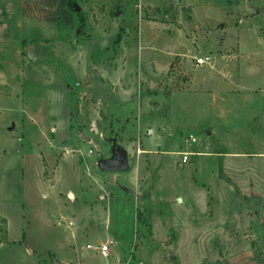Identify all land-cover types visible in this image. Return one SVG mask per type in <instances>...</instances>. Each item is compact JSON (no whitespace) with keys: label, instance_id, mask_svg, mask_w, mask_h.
Here are the masks:
<instances>
[{"label":"rangeland","instance_id":"1","mask_svg":"<svg viewBox=\"0 0 264 264\" xmlns=\"http://www.w3.org/2000/svg\"><path fill=\"white\" fill-rule=\"evenodd\" d=\"M23 1L0 0V264L264 263V0H74L68 18L63 0H25L30 19ZM40 6L60 20L32 19ZM216 62L236 83L216 82ZM24 100L46 125H20ZM24 132L39 174L16 152ZM112 147L126 171L97 167ZM87 151L91 168L56 178ZM39 175L74 190L68 219ZM66 243L76 257L60 262Z\"/></svg>","mask_w":264,"mask_h":264},{"label":"crops","instance_id":"2","mask_svg":"<svg viewBox=\"0 0 264 264\" xmlns=\"http://www.w3.org/2000/svg\"><path fill=\"white\" fill-rule=\"evenodd\" d=\"M32 1H37V0H32ZM31 1V3H28V2H26L25 0L22 2V7H21V10H22V16L24 15L27 19H30L29 18V16H28V13H26L27 11L28 12H33V10L30 8V6H34V5H36L35 3H33ZM38 1H42V0H38ZM60 4V7H62L63 8V12H64V14L67 16V18H68V16H69V13H68V10H67V8H66V5L64 4V3H59ZM41 7V6H40ZM43 7V6H42ZM41 7V9H34L35 11V14H33L32 16H31V18L32 19H34V20H37V21H43V22H45V21H51V22H54V23H56L57 22V18H58V14H56L55 15V13H56V11L58 12V10H54V8H50V9H48L47 10V12L46 11H43L44 9ZM46 12V13H45ZM25 14H27V16L25 15ZM25 18V19H26ZM65 25L67 26V23L65 22ZM58 33H59V31H57V34H55V35H58ZM208 66L209 67H211V70H213V71H215L214 72V75H216V78H217V80H216V82H218L220 85L221 84H224L225 82H226V85H233L234 84V80L230 77V75L228 74V79H227V75H226V71H227V73L228 72H230V69H229V71L228 70H225L224 68H222V67H220L221 65H219L217 62L216 63H213V65L211 66L210 64H208ZM213 67H215V69H212ZM210 70V69H209ZM210 70V71H211ZM236 83V82H235ZM224 86V85H223ZM25 100L23 101V103H22V105H21V110H22V116L20 117V120H21V122H20V125H46V124H44V123H40V122H35L34 120H33V118L34 117H32L29 113L27 114L26 113V111H27V106H25ZM261 109H262V107H261ZM261 111V110H260ZM31 117H32V119H31ZM252 117H250L249 119H248V122L250 121V119H251ZM218 125H222V124H218ZM27 127V126H26ZM25 130L27 129V128H24ZM23 130V129H22ZM27 131V130H26ZM24 135H25V137L24 138H26L27 140H28V142H27V145H26V143H24L21 147H20V149L19 148H17L16 149V152L17 153H19L20 152V154H22L20 157L22 158V160H23V158L24 159H26L27 160V162H29L30 163V165L32 164V166L34 167V169H35V172L36 173H41V171L43 172V167H44V164L42 163H40V165L38 166V168H37V163H35L34 162V160L33 159H31L28 155H27V153H25V152H27V149H28V151H30V150H36V149H33V147L32 146H36L37 145V143H36V141H38V140H36L35 139V137L34 136H31L30 135V137H27V135L25 134V132H24ZM23 136V135H22ZM44 137H46V136H44ZM22 139H23V137H22ZM54 141H58V142H64V141H66L63 137H60V136H55L54 137ZM88 141V140H87ZM34 142H35V144H34ZM71 143V142H70ZM28 146V147H27ZM31 147H32V149H31ZM64 148V147H63ZM32 151V152H33ZM79 151V150H78ZM143 152H145L144 150H142ZM176 153V152H175ZM50 154V153H49ZM34 156V155H33ZM48 156H50V155H48ZM44 157H45V159H46V155H44ZM49 158H51V157H49ZM48 158V159H49ZM84 158V162H82V161H77V163L76 162H74V159H69V157L68 158H61L58 162H57V166H55L56 167V178L58 177V176H60V180L62 179H66L68 176V174H71V175H76L78 172H80V171H82L83 169H85V168H87V169H89V167L93 164V159H92V154H90L88 151H87V153H86V155L83 157ZM46 161L50 164V160L48 161L47 159H46ZM79 164V165H78ZM91 168V167H90ZM82 169V170H81ZM135 171L133 170V169H131L129 172H127V173H125L126 174V180L128 179L129 181L131 180H133L134 179V177H135V175L134 174H136V173H134ZM39 178H37V183H38V186H39V188H38V190L39 191H44L45 192V194H44V197L46 196L48 199H51L54 203H57V204H59L58 205V207H57V209H56V213L57 214H63L65 217H66V219H68V215L70 214V212L69 211H71V210H68L67 209V207H65V205L64 206H62L61 205V197H60V195L61 194H63V192H65V193H67V192H69V193H72V195L75 197V193H74V190H71V189H69L68 187L67 188H65L64 187V184H62L63 182L62 181H60L59 179H57L56 180V182L54 183V187L52 188V189H50V188H47V186L45 185V182H44V180L42 179V177L39 175L38 176ZM101 177V176H100ZM96 178H98L97 176H96ZM78 182H76L75 181V183H76V194H81L82 193V187L79 185L81 182H82V184H86L87 182H89L88 181V179L87 178H85V177H79V180H77ZM79 183V184H78ZM89 185V184H88ZM87 185V186H88ZM87 189H89V191H92V190H94V186L93 187H87ZM88 191V192H89ZM42 193V192H41ZM83 194V193H82ZM88 194V193H87ZM79 196V195H78ZM75 210V209H74ZM73 211V210H72ZM76 211H74V213H75ZM53 213H55V211H53ZM44 214V217H46V214L48 215V218H49V214L48 213H43ZM1 215V214H0ZM47 218V220H49ZM77 221V220H76ZM7 223H8V219H7ZM77 223V222H76ZM77 226V225H76ZM83 227V226H82ZM73 233H74V235H71L72 237H76L77 236V234H80V231L78 230V228L77 227H75L74 229H73V231H72ZM72 232H71V234H72ZM5 234L7 235V237H8V235H9V229L7 228V229H5ZM83 235V234H82ZM64 246H65V248H66V252H62V253H60L59 254V256H58V259H59V261L60 262H69V261H71V259H72V257H73V254L75 255V253H76V251L70 246V244H68V243H66V244H64ZM71 247V248H70ZM85 250H87V249H85ZM87 255V256H86ZM89 254H87V252L85 251L84 252V250L82 251V258H85V256H86V258H87V260L89 261V262H91L93 259H91L92 257L91 256H88ZM92 256L94 257V259L95 260H98L99 259V257L101 256L100 255V253H98V252H94V254H92ZM75 257H76V255H75ZM240 264H248L247 262H245V261H241L240 262ZM250 264H254V262H252L251 261V263Z\"/></svg>","mask_w":264,"mask_h":264},{"label":"water","instance_id":"3","mask_svg":"<svg viewBox=\"0 0 264 264\" xmlns=\"http://www.w3.org/2000/svg\"><path fill=\"white\" fill-rule=\"evenodd\" d=\"M75 11L79 8L74 6ZM128 153L124 149H116L112 147L111 157L100 158L97 162V167L111 172H124L127 169Z\"/></svg>","mask_w":264,"mask_h":264},{"label":"built area","instance_id":"4","mask_svg":"<svg viewBox=\"0 0 264 264\" xmlns=\"http://www.w3.org/2000/svg\"><path fill=\"white\" fill-rule=\"evenodd\" d=\"M206 61H207V58L204 60L198 59L197 64L201 65V64L206 63ZM186 142L188 144L194 143V142H196V138L193 135H188L186 138ZM176 154L180 157L181 164L188 163L190 161L191 156L200 155V153L193 152V151H180V152H176ZM69 199H71V198H69ZM86 248L93 250L95 252H98V253H100L101 256H104V257H107L108 251H109L107 244H101V245H97V246H91L88 244V245H86Z\"/></svg>","mask_w":264,"mask_h":264},{"label":"trees","instance_id":"5","mask_svg":"<svg viewBox=\"0 0 264 264\" xmlns=\"http://www.w3.org/2000/svg\"><path fill=\"white\" fill-rule=\"evenodd\" d=\"M63 1H64V4L67 6V8H68L69 10H71L72 6L74 5V0H63ZM58 20H60V19L58 18ZM244 199H245V200H248L246 197H244ZM252 199H253V198H252ZM254 200H259V199L254 198ZM256 263H257V264H264V263H262L261 261H257Z\"/></svg>","mask_w":264,"mask_h":264}]
</instances>
